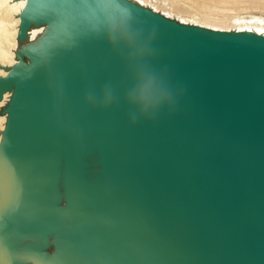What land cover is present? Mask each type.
Instances as JSON below:
<instances>
[{"label": "water", "instance_id": "95a60500", "mask_svg": "<svg viewBox=\"0 0 264 264\" xmlns=\"http://www.w3.org/2000/svg\"><path fill=\"white\" fill-rule=\"evenodd\" d=\"M19 17L0 264H264V34L134 0H26Z\"/></svg>", "mask_w": 264, "mask_h": 264}, {"label": "bare ground", "instance_id": "6f19581e", "mask_svg": "<svg viewBox=\"0 0 264 264\" xmlns=\"http://www.w3.org/2000/svg\"><path fill=\"white\" fill-rule=\"evenodd\" d=\"M157 12L185 23L198 24L221 30H254L264 34V0H134ZM26 0H0V64L8 66L15 61L18 47L17 32L19 12ZM43 27L31 28L30 39L36 38ZM6 71L0 68V75ZM7 96V99H5ZM10 93L0 101V109L6 104ZM4 117L3 130L6 122ZM1 139V134H0Z\"/></svg>", "mask_w": 264, "mask_h": 264}, {"label": "clouds", "instance_id": "9594fccd", "mask_svg": "<svg viewBox=\"0 0 264 264\" xmlns=\"http://www.w3.org/2000/svg\"><path fill=\"white\" fill-rule=\"evenodd\" d=\"M156 87L155 81L150 76L141 74L132 97L133 101L140 106L146 107L149 104V100L153 97Z\"/></svg>", "mask_w": 264, "mask_h": 264}, {"label": "snow or ice", "instance_id": "6c2138e0", "mask_svg": "<svg viewBox=\"0 0 264 264\" xmlns=\"http://www.w3.org/2000/svg\"><path fill=\"white\" fill-rule=\"evenodd\" d=\"M5 99H7V96H5ZM152 102V98L149 100V103H151ZM3 120H4V117H0V127H2L3 126Z\"/></svg>", "mask_w": 264, "mask_h": 264}]
</instances>
